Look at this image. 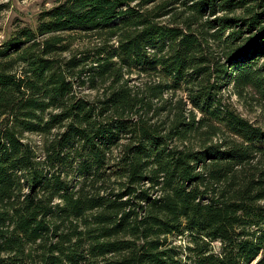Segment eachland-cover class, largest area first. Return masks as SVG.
<instances>
[{
	"label": "trees",
	"instance_id": "trees-1",
	"mask_svg": "<svg viewBox=\"0 0 264 264\" xmlns=\"http://www.w3.org/2000/svg\"><path fill=\"white\" fill-rule=\"evenodd\" d=\"M232 95L264 117V0H63L16 25L0 264H264V125Z\"/></svg>",
	"mask_w": 264,
	"mask_h": 264
},
{
	"label": "rangeland",
	"instance_id": "rangeland-1",
	"mask_svg": "<svg viewBox=\"0 0 264 264\" xmlns=\"http://www.w3.org/2000/svg\"><path fill=\"white\" fill-rule=\"evenodd\" d=\"M63 0H0L5 8L0 12V41L5 39L18 24L36 26L41 11L52 7ZM98 43L95 37L78 33L75 35L73 48H81ZM133 76L132 83L140 84ZM135 80V81H134ZM232 100L237 109L253 122L264 125V117L260 109L251 105L249 101L232 95Z\"/></svg>",
	"mask_w": 264,
	"mask_h": 264
}]
</instances>
